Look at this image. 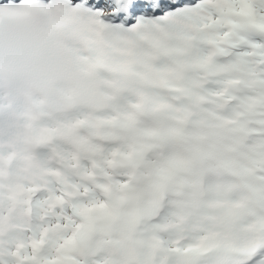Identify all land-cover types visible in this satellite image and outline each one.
I'll return each instance as SVG.
<instances>
[{
  "label": "snow or ice",
  "instance_id": "1",
  "mask_svg": "<svg viewBox=\"0 0 264 264\" xmlns=\"http://www.w3.org/2000/svg\"><path fill=\"white\" fill-rule=\"evenodd\" d=\"M0 264H264V0H0Z\"/></svg>",
  "mask_w": 264,
  "mask_h": 264
}]
</instances>
